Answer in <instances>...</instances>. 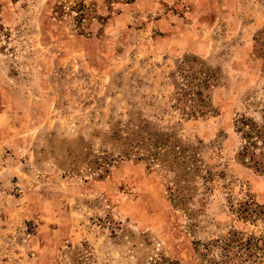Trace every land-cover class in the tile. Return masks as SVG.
<instances>
[{"label": "rangeland", "instance_id": "rangeland-1", "mask_svg": "<svg viewBox=\"0 0 264 264\" xmlns=\"http://www.w3.org/2000/svg\"><path fill=\"white\" fill-rule=\"evenodd\" d=\"M184 54L217 71L214 112L173 106ZM263 108L264 0H0V264H203L220 238L264 264V170L235 127ZM155 131L225 179L173 206L137 159Z\"/></svg>", "mask_w": 264, "mask_h": 264}, {"label": "trees", "instance_id": "trees-1", "mask_svg": "<svg viewBox=\"0 0 264 264\" xmlns=\"http://www.w3.org/2000/svg\"><path fill=\"white\" fill-rule=\"evenodd\" d=\"M171 74L175 77L172 93L174 107L188 117L214 112L212 91L218 85L216 70L198 56L184 54ZM235 124L242 139L237 157L257 171L264 170V108L261 110L260 121L240 114ZM147 134L146 139H150L151 143L136 150L139 155L137 159L145 161L147 168L157 166L163 172L165 189L173 206L184 205L196 193L202 196V200L213 188L216 180L225 179L226 173L223 170L214 169L204 161V144L201 140L185 142L174 132L168 131ZM213 246L219 249V255H208L207 252ZM237 247L243 249L240 242ZM231 248L229 238L215 239L203 244L200 252L206 262L203 264H230L234 258L231 256ZM240 253L244 254L241 251ZM240 261L243 262L240 264L246 262L245 259ZM153 264L179 263L161 257L160 260H154Z\"/></svg>", "mask_w": 264, "mask_h": 264}]
</instances>
